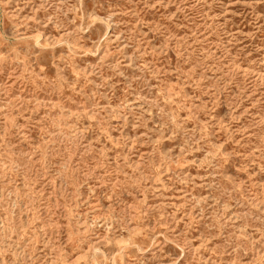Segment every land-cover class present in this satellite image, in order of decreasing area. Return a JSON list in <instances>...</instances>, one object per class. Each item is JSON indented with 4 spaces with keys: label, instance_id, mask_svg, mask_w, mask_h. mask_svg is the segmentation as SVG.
I'll return each instance as SVG.
<instances>
[{
    "label": "rangeland",
    "instance_id": "1",
    "mask_svg": "<svg viewBox=\"0 0 264 264\" xmlns=\"http://www.w3.org/2000/svg\"><path fill=\"white\" fill-rule=\"evenodd\" d=\"M0 264H264V0H0Z\"/></svg>",
    "mask_w": 264,
    "mask_h": 264
}]
</instances>
